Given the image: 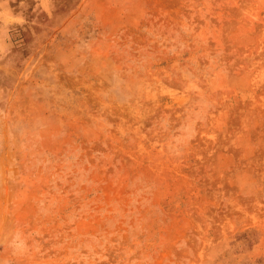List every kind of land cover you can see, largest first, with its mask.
I'll use <instances>...</instances> for the list:
<instances>
[{
  "label": "rangeland",
  "instance_id": "obj_1",
  "mask_svg": "<svg viewBox=\"0 0 264 264\" xmlns=\"http://www.w3.org/2000/svg\"><path fill=\"white\" fill-rule=\"evenodd\" d=\"M0 264H264V0H0Z\"/></svg>",
  "mask_w": 264,
  "mask_h": 264
}]
</instances>
